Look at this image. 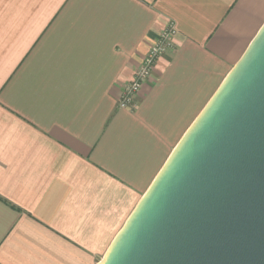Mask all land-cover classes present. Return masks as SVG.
I'll return each instance as SVG.
<instances>
[{
	"label": "crops",
	"instance_id": "obj_1",
	"mask_svg": "<svg viewBox=\"0 0 264 264\" xmlns=\"http://www.w3.org/2000/svg\"><path fill=\"white\" fill-rule=\"evenodd\" d=\"M263 25L264 0H0V264H97Z\"/></svg>",
	"mask_w": 264,
	"mask_h": 264
},
{
	"label": "water",
	"instance_id": "obj_2",
	"mask_svg": "<svg viewBox=\"0 0 264 264\" xmlns=\"http://www.w3.org/2000/svg\"><path fill=\"white\" fill-rule=\"evenodd\" d=\"M97 264H264V25Z\"/></svg>",
	"mask_w": 264,
	"mask_h": 264
},
{
	"label": "built area",
	"instance_id": "obj_3",
	"mask_svg": "<svg viewBox=\"0 0 264 264\" xmlns=\"http://www.w3.org/2000/svg\"><path fill=\"white\" fill-rule=\"evenodd\" d=\"M176 25L170 22L166 29L151 45L148 53L144 56L143 61L138 66L133 79L126 83L119 99V107L127 110H135L137 107V98L143 85L151 78L158 59L169 51L177 47L175 41Z\"/></svg>",
	"mask_w": 264,
	"mask_h": 264
}]
</instances>
